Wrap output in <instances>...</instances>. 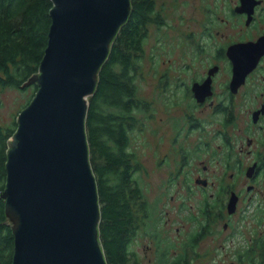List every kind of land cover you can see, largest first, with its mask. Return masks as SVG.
<instances>
[{"label": "water", "instance_id": "1", "mask_svg": "<svg viewBox=\"0 0 264 264\" xmlns=\"http://www.w3.org/2000/svg\"><path fill=\"white\" fill-rule=\"evenodd\" d=\"M47 45L20 86L36 90L6 140L0 191L12 264H108L86 119L132 0H50Z\"/></svg>", "mask_w": 264, "mask_h": 264}, {"label": "flooded vegetation", "instance_id": "2", "mask_svg": "<svg viewBox=\"0 0 264 264\" xmlns=\"http://www.w3.org/2000/svg\"><path fill=\"white\" fill-rule=\"evenodd\" d=\"M225 1L228 23L223 33L217 30L213 35V26L220 29L216 26L223 20L213 21L212 4L210 19L206 15L202 19L206 43L213 48L205 53L207 59L200 58L205 70L191 75L192 71L174 83L167 73H159L156 85L168 92L166 105L170 99L186 102V127L173 123L171 131L159 135L165 151L159 164L168 161L175 167L166 169V183L177 185L187 200L196 199L201 213L212 212L206 216L208 222L222 221L228 240L239 234L242 244L236 262L242 264L251 254L259 259L264 244V0ZM150 6L144 30L147 24L156 28L164 24L156 0ZM133 158L129 174L141 170L131 165ZM204 229L202 223L198 231Z\"/></svg>", "mask_w": 264, "mask_h": 264}, {"label": "rangeland", "instance_id": "3", "mask_svg": "<svg viewBox=\"0 0 264 264\" xmlns=\"http://www.w3.org/2000/svg\"><path fill=\"white\" fill-rule=\"evenodd\" d=\"M211 4L215 17L213 21L223 20L219 22L221 26H216L220 29L213 26V35L217 30L223 33L228 23L225 0H156L164 24L157 28L147 24L146 36L140 44L142 53L133 54L138 56V59L135 58L136 72L132 76L134 101L138 107L131 110L132 128L127 131L129 140L125 154L129 158L133 155L131 165L135 164L141 170L133 171L128 177L129 187L138 189L139 196L130 201L136 232L128 247L133 258L127 264H165L175 258H185L192 264H239L236 262L242 244L239 234L233 241L228 240V231L223 229L222 221L208 222L206 216L212 212L208 210L205 214L203 209L201 213V206L194 201L196 199L187 200V194L177 185L166 183V169L175 171V167L168 161L163 166L159 164L160 157L165 153L161 151L159 135L163 131H171L173 123L186 127V102L180 98L176 102L170 99L166 105L168 92L156 85L157 79L160 72H165L174 83L192 71L191 75L205 70V62L200 58L207 59L205 53L213 48L206 43L207 34L204 33L202 19L205 15L210 19L208 9ZM201 44L202 53H199ZM199 54L202 55L199 57ZM33 94L31 87L19 90L0 86L2 133L15 124L16 115ZM184 140L191 145L189 139ZM152 152V158H157L154 162L160 168L154 166L150 157ZM211 168L214 166L211 165ZM202 223L206 224L207 230L193 246L192 239H197L196 232Z\"/></svg>", "mask_w": 264, "mask_h": 264}, {"label": "trees", "instance_id": "4", "mask_svg": "<svg viewBox=\"0 0 264 264\" xmlns=\"http://www.w3.org/2000/svg\"><path fill=\"white\" fill-rule=\"evenodd\" d=\"M150 5L151 0H132L131 16L120 29L100 70L97 90L89 98L87 139L99 195L100 238L108 264H127L133 258L128 247L136 227L130 201L139 193L129 187L130 167L125 147L129 140L127 131L132 128L131 110L138 107L132 82L138 56L133 54L142 53L140 44L146 36L144 25ZM50 7V0H0V86L27 88L20 86L37 70L47 45ZM28 87L35 92L36 86ZM15 127L16 123L6 133L0 130V191L6 176V140ZM4 221V202L0 199V264H12L13 235ZM205 230L196 233L197 239H192L194 245L205 235ZM261 255L258 259L251 254L246 260L249 264V261L264 264V244ZM165 264L192 263L175 258Z\"/></svg>", "mask_w": 264, "mask_h": 264}]
</instances>
